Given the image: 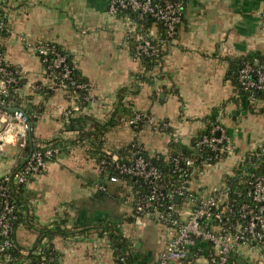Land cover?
I'll return each instance as SVG.
<instances>
[{"label":"crops","instance_id":"crops-1","mask_svg":"<svg viewBox=\"0 0 264 264\" xmlns=\"http://www.w3.org/2000/svg\"><path fill=\"white\" fill-rule=\"evenodd\" d=\"M109 2L3 3L2 13L11 32L0 41L7 63L20 68L23 75L18 97L31 117L37 141L71 140L78 132L67 128L72 116L60 111L71 105L66 92H38L40 83L48 78L35 48L43 43L57 44L69 52L88 80L89 104L74 116L88 113L93 121L107 127L97 142L68 144L66 153L50 161L20 190L26 217L14 228V241L21 248L39 252L51 243L61 264H117L121 253L109 239L112 229L127 240L134 264H156L168 243L169 235L161 223L135 215L131 187L102 175L100 152L118 155L120 148L137 140L150 152L168 154L172 139L177 137L191 146L213 120L235 136L240 154H250L264 142V105L256 107L228 77L233 62L264 56V0H189L177 37L163 43L161 62L148 72L127 40L128 17L110 13ZM136 111L148 121L139 133L129 123ZM157 123L167 126L156 128ZM252 133L261 136L258 142L252 143ZM25 155L17 146L6 145L0 153V179ZM231 170L229 160L217 164L207 174L195 175L192 187L206 193V188ZM100 182L107 185V190L96 187ZM58 228L60 233L40 238V231ZM197 246L204 263L210 245L199 241ZM249 257L263 259L264 247H244L234 260L246 264ZM0 264L29 261L7 262L0 257Z\"/></svg>","mask_w":264,"mask_h":264},{"label":"built area","instance_id":"built-area-1","mask_svg":"<svg viewBox=\"0 0 264 264\" xmlns=\"http://www.w3.org/2000/svg\"><path fill=\"white\" fill-rule=\"evenodd\" d=\"M4 0H0V38L4 33L11 32L2 13ZM182 2L175 0H110L109 11L118 14L121 10L136 13V18L128 17L127 40L132 44L136 57L147 56L156 59L162 52L165 39L159 38L155 30L149 34L142 31L144 20L153 19L162 23L167 29V36L174 39L182 22ZM262 26L264 28V7L262 10ZM36 51L43 63L50 62L47 70V82L40 83L52 91L62 90L68 94L70 106L60 109L63 114L74 116L80 111L77 89L89 90L86 82H77L72 77V69L67 62L66 54L61 53L56 44L43 43L37 45ZM48 55L52 58L49 60ZM156 72H152L155 76ZM238 87L249 92L248 97L256 107L264 105V99L256 100L255 92L264 93V58L242 60L237 70ZM16 74L8 67L4 51L0 48V122L3 117L8 121L0 129V153L6 145L13 144L20 149L27 148L30 133L33 130L30 116L20 106L8 100L10 86L17 84ZM38 87L37 89H39ZM19 88H14L17 94ZM90 100V94L85 96ZM129 123L136 129L140 121L148 122L141 111H136ZM156 128H166V123L155 124ZM175 140H178L176 137ZM132 141V145L138 146ZM197 152L208 151V156L199 165L196 158L179 153L174 159V173L178 178L175 182H167L160 169L145 159L140 152H134L130 163L122 162L119 155L111 152L99 158L102 168L105 164H114L118 174L141 179L150 188L148 195L134 204V212L139 217H149L161 223L169 235L168 243L160 253L156 264H174L187 261L188 264H236L235 258L242 254L244 247H264V174L257 172L258 160L264 159V142L258 143L250 154H240L235 136L218 120L210 122L209 128L198 136ZM58 153V149L45 151L31 149L23 160L17 164V171H11L0 179V254L4 260L13 261L7 253L13 247L12 221L15 215V203L8 192V183L18 188L30 178L36 176L49 164V158ZM231 161L232 170L224 178L215 182L206 193L194 189L192 180L207 174L209 168L224 161ZM111 182H119L118 175L109 177ZM102 191L107 185L97 183ZM180 196L177 201L176 197ZM167 198V211H157L161 200ZM199 241L208 242L210 249L207 260L202 263L198 255ZM193 256V257H192ZM33 264H50L44 258ZM61 264V263H60ZM246 264H264V258L254 260L247 258Z\"/></svg>","mask_w":264,"mask_h":264},{"label":"trees","instance_id":"trees-1","mask_svg":"<svg viewBox=\"0 0 264 264\" xmlns=\"http://www.w3.org/2000/svg\"><path fill=\"white\" fill-rule=\"evenodd\" d=\"M175 1H180L182 2V11H183V18H182V22L184 21V17H185V8L187 6V4L189 3V0H175ZM119 14L130 17L132 19H135L136 13L131 12L129 10H121L119 11ZM181 24L179 25V27L181 26ZM179 27L177 30H179ZM154 29L156 35L161 38V39H165V41H169L172 40V38L167 36V29L166 27L163 26L162 23H159L153 19L147 18L144 20V26L142 27V31L145 33H148ZM178 33V31H177ZM7 34L4 33L2 35L6 36ZM177 37V34L176 36ZM174 37V38H175ZM132 45V44H131ZM56 47L58 48V50L63 53L68 55L67 56V62L70 65L71 69H72V77L74 80H76L77 82H86L88 83V80L86 78H84L81 73L79 72V70L77 69L74 60H73V56L65 51L64 49H62L59 45L56 44ZM0 48L4 51V46L0 41ZM161 55V53H160ZM160 55L158 57H156V59L154 58H150L147 56H141V60L143 61V64L145 66V70H147L146 72H148L151 68H153L156 64H159L161 62V57ZM49 60L52 58L51 55H48ZM259 58H264V56H260ZM253 57H245L241 60H237L235 62H233V64L231 65L230 71L228 73V77L234 82V84L238 87V79H237V70L238 67L241 63L242 60H253ZM49 61L45 62L44 65L47 68L49 65ZM8 67L16 74V77L18 79V83L11 85L9 88L11 90L10 95L8 97V100L13 102L14 105L16 106H20L21 107V101L20 98L18 97L19 94H15L13 92V89L16 88H21L23 83H24V78L23 75L21 73L20 68L10 65L8 63ZM150 76V75H148ZM146 78V76H144ZM141 78V77H140ZM149 78V77H148ZM89 85V83H88ZM40 87V86H39ZM239 89V87H238ZM241 92H243V90L240 89ZM39 93H47L50 94L51 92H53L52 90L48 89L46 87V85L41 86L38 89ZM75 93H77L78 95V102L80 103V105L85 108L88 106L89 104V100L85 99V96L89 93V90L86 89H77L75 91ZM244 95L246 96V98H248L251 93L249 92H243ZM67 95L69 93H66ZM256 100H262L264 99V93L262 92H255L254 96H253ZM23 108V107H22ZM24 109V108H23ZM25 110V109H24ZM26 111V110H25ZM28 114V113H27ZM134 114V113H133ZM131 115L130 118H132L134 115ZM29 115V114H28ZM30 116V115H29ZM147 119V117H145ZM30 121H31V117H30ZM145 124V121H140V123L137 125L136 129L133 127L134 131L136 133H139V131L142 129V126ZM67 128H73V130L78 131L77 135L74 139L71 140H62L61 138H54L52 140H48V141H37L36 137L34 136L33 132L31 131L30 133V140H29V144L27 146V148L22 149L25 153H29L31 149H38V150H42L45 151L46 149L52 148V149H58V153H56L53 157L47 159L49 161H52L55 157H58V155H60L61 153H66V148L68 146V144H79V143H83L87 140H94L97 142V139L99 138L100 135H102L106 130L107 127L105 125H100L99 123H96L95 121H93L91 114L88 113H79L75 116H72L69 118V125H67ZM198 140V137H196L193 140V144L191 146H187L185 144H183L182 142H180L179 140H175L172 139L169 143V153L168 154H162V153H153L150 152L146 149H144V147L139 143L138 146H134L131 144L122 147L118 150V155L121 158L122 162H126V163H130V161L136 157L134 152H140V155H142L145 159H147L148 161L151 162V164L155 165L158 169H160L165 177V180L167 182H175L177 181V174L174 173V161L173 159L179 154V153H183L184 155H189L191 157L196 158V162L197 164L201 165L203 164V160L205 159L206 156H208V151L206 149H202L201 151L197 152L196 150V142ZM136 142H138L137 140H135ZM99 143H101V140L99 141ZM98 159L100 157H106L107 159H110L108 155H106L104 152H100L98 155ZM257 167H256V171L259 173H263L264 174V159L258 160L257 162ZM18 168H14L13 171H17ZM118 175L119 179L121 182L126 183L127 185H129L132 189V192L134 193L135 196V203L136 202H140L143 198H145L149 191L150 188L148 187L147 184H144L141 179L139 178H135L133 176H129V175H124V174H118V170L116 169L114 164L111 163H107L102 167V175L103 176H112V175ZM8 192L10 194L11 199L14 201L15 203V215L17 216V218L12 221V231L14 232V228L20 223L22 222L25 217V203L22 201L21 197H20V190L22 189L23 185H19L18 188L16 187V185H14L13 183H8ZM168 199L164 198L161 200L160 205H158L156 207L157 211H163L166 212L167 211V203H168ZM135 213V212H134ZM136 215V214H135ZM12 232V235H13ZM60 229H54V230H49V231H40V238L41 237H46V236H50V235H54L55 233H60ZM109 239L112 242L113 247L116 249V251L121 254H119L118 259H117V264H134L130 254L128 253V242L125 239V237L123 235H121L119 233V231L117 229H112L111 232L109 233ZM7 253H9L10 255L13 256V261L11 262H19L20 260H28L29 264H33L35 262L40 261L41 259H45L46 261H48L50 264H60V257L58 255V251H56V249L53 247V245L50 243V245H48L46 248H42L39 251H37L36 249H24L21 248L16 241L13 244V247L7 251ZM4 254H0L1 258H4Z\"/></svg>","mask_w":264,"mask_h":264},{"label":"water","instance_id":"water-1","mask_svg":"<svg viewBox=\"0 0 264 264\" xmlns=\"http://www.w3.org/2000/svg\"><path fill=\"white\" fill-rule=\"evenodd\" d=\"M7 121H8V118H7V117H3V118L1 119V122H0V129H3V128H4V126L6 125ZM176 200L179 201V200H180V196H177V197H176Z\"/></svg>","mask_w":264,"mask_h":264},{"label":"rangeland","instance_id":"rangeland-1","mask_svg":"<svg viewBox=\"0 0 264 264\" xmlns=\"http://www.w3.org/2000/svg\"><path fill=\"white\" fill-rule=\"evenodd\" d=\"M257 133H258V132H257ZM257 133H252V134H254V135H253L254 138L250 136L251 138H253V139H252V143H256V142H258V140L260 139L261 136H260L259 134H257ZM249 135H251V134H249Z\"/></svg>","mask_w":264,"mask_h":264}]
</instances>
